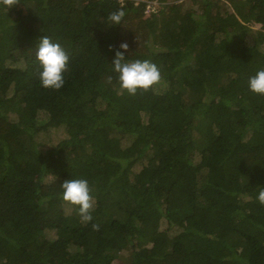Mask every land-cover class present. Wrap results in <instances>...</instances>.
Returning <instances> with one entry per match:
<instances>
[{
    "label": "trees",
    "instance_id": "trees-1",
    "mask_svg": "<svg viewBox=\"0 0 264 264\" xmlns=\"http://www.w3.org/2000/svg\"><path fill=\"white\" fill-rule=\"evenodd\" d=\"M157 1L0 0V264H264V0ZM44 35L69 56L59 90ZM121 42L157 84L120 88ZM76 178L89 222L61 196Z\"/></svg>",
    "mask_w": 264,
    "mask_h": 264
},
{
    "label": "clouds",
    "instance_id": "clouds-1",
    "mask_svg": "<svg viewBox=\"0 0 264 264\" xmlns=\"http://www.w3.org/2000/svg\"><path fill=\"white\" fill-rule=\"evenodd\" d=\"M140 0H135V3ZM146 2L144 13L155 11L158 6L157 0H144ZM117 3L122 5L125 0ZM153 3V10H147V4ZM125 11L118 9L108 14L110 25H120ZM119 50L114 52L110 62L112 72L117 74L120 88L126 90L129 95L136 94L137 90H148L160 81L161 74L158 66L149 59H128L125 52L128 44L121 42ZM39 67L38 80L45 89L59 90L65 84L64 73L66 72L69 56L65 48L49 36H41L37 42L34 59ZM248 88L251 92L264 95V69L258 70L255 75L249 77ZM62 199L77 207V211L83 222L92 220L91 211L94 207V198L86 179H66L61 183ZM257 200L264 204V187L257 194ZM96 227V225H93Z\"/></svg>",
    "mask_w": 264,
    "mask_h": 264
},
{
    "label": "built area",
    "instance_id": "built-area-1",
    "mask_svg": "<svg viewBox=\"0 0 264 264\" xmlns=\"http://www.w3.org/2000/svg\"><path fill=\"white\" fill-rule=\"evenodd\" d=\"M119 1H123V0H119ZM153 9H154L153 3L147 4V10H153Z\"/></svg>",
    "mask_w": 264,
    "mask_h": 264
},
{
    "label": "rangeland",
    "instance_id": "rangeland-1",
    "mask_svg": "<svg viewBox=\"0 0 264 264\" xmlns=\"http://www.w3.org/2000/svg\"><path fill=\"white\" fill-rule=\"evenodd\" d=\"M56 141H57V136L56 137H53L50 142H56Z\"/></svg>",
    "mask_w": 264,
    "mask_h": 264
}]
</instances>
